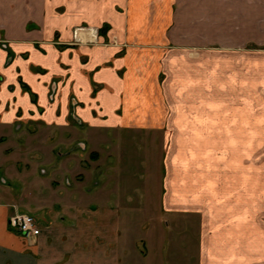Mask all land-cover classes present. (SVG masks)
<instances>
[{"label": "crops", "instance_id": "0c3cea01", "mask_svg": "<svg viewBox=\"0 0 264 264\" xmlns=\"http://www.w3.org/2000/svg\"><path fill=\"white\" fill-rule=\"evenodd\" d=\"M44 131L83 133L98 178L64 184L59 152L32 239L8 222L27 190L2 188L0 264H264V0H0V139ZM134 139L156 207L122 185Z\"/></svg>", "mask_w": 264, "mask_h": 264}, {"label": "rangeland", "instance_id": "374dc122", "mask_svg": "<svg viewBox=\"0 0 264 264\" xmlns=\"http://www.w3.org/2000/svg\"><path fill=\"white\" fill-rule=\"evenodd\" d=\"M47 132L44 131L41 136L31 135L29 132L20 133L18 137L9 134L5 140L0 139V190L7 188L12 190L10 195H19L18 192L26 189L28 193H26L25 203H30L32 206L22 211L34 215L40 221L47 220V217L50 221L61 214L58 208L53 206V199L56 197L54 190L57 189L53 179H55V169L58 167L59 152L63 153L65 160L60 163L61 169L69 173V177L64 178V184L70 179L75 185L84 184L86 188L92 186L97 180L98 175L95 176V173L97 174L100 168L98 162L102 156L92 151V145L87 146L81 141L84 137L81 132L74 138L78 141L69 146L57 144L56 136L52 137L50 132L49 134ZM106 143H113V141L109 140ZM155 152L151 144L142 139H134L133 153L129 155V162L123 163L124 171L121 175L122 185L126 188L128 196L139 199L143 194H149V198L154 195L156 198L152 200L156 207V201L160 195L161 176L159 174L160 161L158 164ZM72 154L77 155L76 160L69 158L67 161L66 158L69 155L71 157ZM76 172L81 174L72 178L71 174H76ZM87 173L89 176H85ZM45 194H48L46 201L42 200V195L45 197ZM39 202L47 205L46 213V210L34 208L33 205H38ZM139 247L145 250L144 242H141Z\"/></svg>", "mask_w": 264, "mask_h": 264}, {"label": "built area", "instance_id": "2783aa9c", "mask_svg": "<svg viewBox=\"0 0 264 264\" xmlns=\"http://www.w3.org/2000/svg\"><path fill=\"white\" fill-rule=\"evenodd\" d=\"M10 226L27 239L40 235L42 229L39 221L30 213L16 212L9 218Z\"/></svg>", "mask_w": 264, "mask_h": 264}, {"label": "flooded vegetation", "instance_id": "af4514ba", "mask_svg": "<svg viewBox=\"0 0 264 264\" xmlns=\"http://www.w3.org/2000/svg\"><path fill=\"white\" fill-rule=\"evenodd\" d=\"M10 218V217H9ZM9 222V221H8ZM9 225H10V222H9ZM11 227V226H10ZM12 228V227H11ZM13 229V228H12ZM14 230V229H13ZM16 231V230H15ZM18 232V231H17ZM19 233V232H18Z\"/></svg>", "mask_w": 264, "mask_h": 264}, {"label": "bare ground", "instance_id": "6f19581e", "mask_svg": "<svg viewBox=\"0 0 264 264\" xmlns=\"http://www.w3.org/2000/svg\"><path fill=\"white\" fill-rule=\"evenodd\" d=\"M92 31V30H91ZM85 35V34H84ZM81 37V36H80ZM92 38V37H91Z\"/></svg>", "mask_w": 264, "mask_h": 264}]
</instances>
